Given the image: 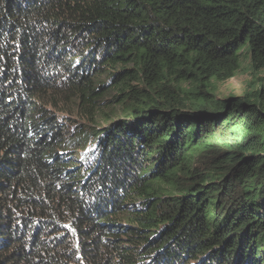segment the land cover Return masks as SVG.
Segmentation results:
<instances>
[{"label": "trees", "instance_id": "trees-1", "mask_svg": "<svg viewBox=\"0 0 264 264\" xmlns=\"http://www.w3.org/2000/svg\"><path fill=\"white\" fill-rule=\"evenodd\" d=\"M260 70L264 0H0V264H264Z\"/></svg>", "mask_w": 264, "mask_h": 264}, {"label": "rangeland", "instance_id": "rangeland-1", "mask_svg": "<svg viewBox=\"0 0 264 264\" xmlns=\"http://www.w3.org/2000/svg\"><path fill=\"white\" fill-rule=\"evenodd\" d=\"M256 74L258 76L263 77L264 76V70H260V71L256 72ZM248 77L249 76L245 73L243 68H241L240 70L237 71L235 76H233L232 78H230L227 81H220V82L212 81L211 89L217 96L233 94V93H236L237 91H244L245 89H247L249 87V83L247 81ZM97 102H98L97 104H99L100 106H104L106 109H111V107H108L106 105L108 102V97H106L105 95L99 97L97 99ZM86 108H88L87 105H86ZM67 116H69L71 119H73L72 116L67 115V114H64L63 118L66 119ZM82 119H83V122L89 121L87 118V115H85V114L82 116ZM100 124L106 125L103 120L100 121Z\"/></svg>", "mask_w": 264, "mask_h": 264}, {"label": "water", "instance_id": "water-1", "mask_svg": "<svg viewBox=\"0 0 264 264\" xmlns=\"http://www.w3.org/2000/svg\"><path fill=\"white\" fill-rule=\"evenodd\" d=\"M88 95V93L87 94H85L84 96H83V98L82 99H84V98H86V96Z\"/></svg>", "mask_w": 264, "mask_h": 264}, {"label": "clouds", "instance_id": "clouds-1", "mask_svg": "<svg viewBox=\"0 0 264 264\" xmlns=\"http://www.w3.org/2000/svg\"><path fill=\"white\" fill-rule=\"evenodd\" d=\"M85 99V98H84Z\"/></svg>", "mask_w": 264, "mask_h": 264}]
</instances>
